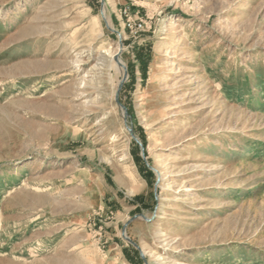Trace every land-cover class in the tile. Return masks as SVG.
Listing matches in <instances>:
<instances>
[{"label": "rangeland", "instance_id": "374dc122", "mask_svg": "<svg viewBox=\"0 0 264 264\" xmlns=\"http://www.w3.org/2000/svg\"><path fill=\"white\" fill-rule=\"evenodd\" d=\"M0 264H264V0H0Z\"/></svg>", "mask_w": 264, "mask_h": 264}, {"label": "bare ground", "instance_id": "6f19581e", "mask_svg": "<svg viewBox=\"0 0 264 264\" xmlns=\"http://www.w3.org/2000/svg\"><path fill=\"white\" fill-rule=\"evenodd\" d=\"M89 52V51H88ZM87 56H89V61L88 62H95L93 67L91 68V74L93 78V85L95 88H99L100 82H98V79L100 76L106 72V71H114L118 74H121L122 76H125L126 71H125V65L121 60L117 58V54L113 56H109V53L107 50H102L97 54V56L91 60V54L89 53ZM107 57L110 59L108 60ZM81 65L84 63H80Z\"/></svg>", "mask_w": 264, "mask_h": 264}, {"label": "trees", "instance_id": "16d2710c", "mask_svg": "<svg viewBox=\"0 0 264 264\" xmlns=\"http://www.w3.org/2000/svg\"><path fill=\"white\" fill-rule=\"evenodd\" d=\"M139 159V158H138ZM139 165L141 164V160H138Z\"/></svg>", "mask_w": 264, "mask_h": 264}, {"label": "water", "instance_id": "95a60500", "mask_svg": "<svg viewBox=\"0 0 264 264\" xmlns=\"http://www.w3.org/2000/svg\"><path fill=\"white\" fill-rule=\"evenodd\" d=\"M120 88H121V85L119 86V90H120ZM119 90H118V92H119Z\"/></svg>", "mask_w": 264, "mask_h": 264}]
</instances>
